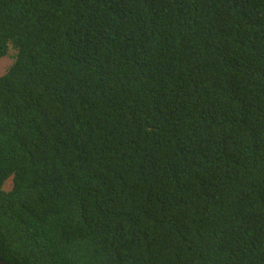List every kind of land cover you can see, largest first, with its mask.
Returning a JSON list of instances; mask_svg holds the SVG:
<instances>
[{
  "label": "trees",
  "instance_id": "obj_1",
  "mask_svg": "<svg viewBox=\"0 0 264 264\" xmlns=\"http://www.w3.org/2000/svg\"><path fill=\"white\" fill-rule=\"evenodd\" d=\"M11 49L4 261L264 264V0H0Z\"/></svg>",
  "mask_w": 264,
  "mask_h": 264
},
{
  "label": "rangeland",
  "instance_id": "obj_2",
  "mask_svg": "<svg viewBox=\"0 0 264 264\" xmlns=\"http://www.w3.org/2000/svg\"><path fill=\"white\" fill-rule=\"evenodd\" d=\"M15 55H16V52L13 49H11L9 56H7L6 58L0 61V77H2L8 71V69L12 66V64L15 61ZM5 189L6 190L11 189V182H8L6 184Z\"/></svg>",
  "mask_w": 264,
  "mask_h": 264
},
{
  "label": "water",
  "instance_id": "obj_3",
  "mask_svg": "<svg viewBox=\"0 0 264 264\" xmlns=\"http://www.w3.org/2000/svg\"><path fill=\"white\" fill-rule=\"evenodd\" d=\"M0 264H9L8 262L4 261L1 257H0Z\"/></svg>",
  "mask_w": 264,
  "mask_h": 264
},
{
  "label": "flooded vegetation",
  "instance_id": "obj_4",
  "mask_svg": "<svg viewBox=\"0 0 264 264\" xmlns=\"http://www.w3.org/2000/svg\"><path fill=\"white\" fill-rule=\"evenodd\" d=\"M0 257L2 258V256L0 255ZM3 259V258H2Z\"/></svg>",
  "mask_w": 264,
  "mask_h": 264
}]
</instances>
